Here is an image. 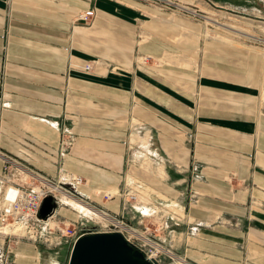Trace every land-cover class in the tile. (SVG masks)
Masks as SVG:
<instances>
[{"label":"crops","instance_id":"crops-1","mask_svg":"<svg viewBox=\"0 0 264 264\" xmlns=\"http://www.w3.org/2000/svg\"><path fill=\"white\" fill-rule=\"evenodd\" d=\"M88 9L95 23L73 25ZM65 127L74 140L61 154ZM0 150L14 160L7 171L0 156V192L23 164L82 177L64 188L119 214L133 180L186 264H264V54L164 3L0 0ZM56 201L44 237L51 219L83 216ZM60 240L2 249L8 264H68L74 240Z\"/></svg>","mask_w":264,"mask_h":264},{"label":"built area","instance_id":"built-area-1","mask_svg":"<svg viewBox=\"0 0 264 264\" xmlns=\"http://www.w3.org/2000/svg\"><path fill=\"white\" fill-rule=\"evenodd\" d=\"M95 17V10L88 9L78 14L76 20L80 23H89ZM90 67L88 65V68ZM62 133L64 140L61 145V154H64L68 146L72 145L74 137L70 129L66 127L63 128ZM0 156L5 159L6 170L9 171L14 160L7 154L2 153L1 150ZM15 168L18 170V176L24 173L25 175H30L32 179L28 181L26 178L24 180L18 178L20 183H11L4 191L0 192L1 222L4 224L11 221L12 225H21L27 229V236L30 239L35 242H46L48 239L42 234L44 226L41 225V222H47L51 217L46 220L40 217L43 200L48 195L57 197L58 194H61V191L77 198L74 193L69 192L63 185L68 182L77 185L81 184L83 178L80 176H66L63 177L62 181L60 179L53 180L38 171L32 169L28 171L20 165ZM36 179H39V184L36 183L38 181ZM143 190L144 186L142 184L133 180L129 181L123 193L124 204L121 213L113 214L104 209L91 207L89 212H81L83 216L77 221V228L71 229L72 223L70 221H63L65 227L58 226L55 232L52 231L53 227L48 224V233H58L56 240L57 245H59L61 243L60 238L62 237L71 238L75 242L84 233L118 230L125 235L128 241L137 245L149 260H156L161 264L162 256L168 255L175 264H183L184 259L163 246L159 239L158 233L164 228V222L160 220L159 224L157 223L158 227L155 229L150 226L151 222L155 223L153 218H156L159 212L156 208L149 209L144 206ZM107 197L111 198V195H107ZM82 202L86 204L84 201ZM98 213L100 215H97ZM128 215H130L131 219H127ZM132 221H135L136 225ZM0 264H8L2 247H0Z\"/></svg>","mask_w":264,"mask_h":264},{"label":"rangeland","instance_id":"rangeland-1","mask_svg":"<svg viewBox=\"0 0 264 264\" xmlns=\"http://www.w3.org/2000/svg\"><path fill=\"white\" fill-rule=\"evenodd\" d=\"M157 3H164L167 7L174 9L179 13L180 16L190 19L192 23L205 29L207 37L221 39L224 41L249 46L258 49L264 54V0H150ZM96 17L89 23H83V26L90 27L95 23ZM79 22L74 19L73 25H77ZM80 25V24H79ZM73 133L72 130H70ZM74 135V134H73ZM24 169L29 170L23 164H19ZM49 177L48 175H45ZM18 178H26L30 181L32 177L21 173ZM37 178V177H36ZM53 179V180H58ZM52 179V178H51ZM39 184V179H36ZM18 181H20L18 179ZM138 183V182H137ZM63 193H61L62 195ZM112 193L111 195H113ZM65 195V194H63ZM64 202L74 205L82 212H88L90 209L87 207H80L75 201L66 199L62 196ZM107 199L108 197L105 196ZM83 205V204H82ZM122 212V210H121ZM120 212V213H121ZM98 215H100L98 213ZM11 220V219H10ZM46 220V219H44ZM66 220L57 216L51 219L52 231L55 232L58 226L65 227L64 222ZM61 221V222H60ZM151 222L150 226L155 229L158 227L157 223ZM66 222H68L66 220ZM71 229L78 227L77 222L71 221ZM159 224V223H158ZM76 225V226H75ZM78 230V229H77ZM57 233V232H56ZM58 234V233H57ZM57 234H49L46 238L48 239L44 244L47 245L52 251L59 247L57 245ZM19 239H30L27 236V229L21 225H12V222L2 223L0 222V247H5L9 243H15ZM35 242V241H34ZM5 245V246H4ZM184 259L185 256L177 254ZM168 256V255H167ZM169 257V256H168ZM178 260V259H177ZM165 264H175L174 261L169 257L165 260Z\"/></svg>","mask_w":264,"mask_h":264},{"label":"water","instance_id":"water-1","mask_svg":"<svg viewBox=\"0 0 264 264\" xmlns=\"http://www.w3.org/2000/svg\"><path fill=\"white\" fill-rule=\"evenodd\" d=\"M54 195L43 200L40 217L48 219L57 209ZM68 264H159L149 260L145 253L128 241L118 230L84 233L74 242Z\"/></svg>","mask_w":264,"mask_h":264},{"label":"bare ground","instance_id":"bare-ground-1","mask_svg":"<svg viewBox=\"0 0 264 264\" xmlns=\"http://www.w3.org/2000/svg\"><path fill=\"white\" fill-rule=\"evenodd\" d=\"M61 193H63V194H65V195H63L62 194V196H64V197H66V199H71V200H73V201H75L80 207L82 206V207H88L86 204H84L83 202H81V201H79L78 199H75L74 197H72V196H69L66 192H64V191H61ZM83 204V205H82ZM89 208V207H88Z\"/></svg>","mask_w":264,"mask_h":264}]
</instances>
